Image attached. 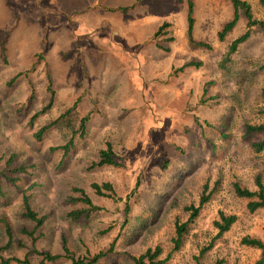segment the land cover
Segmentation results:
<instances>
[{"label": "rangeland", "instance_id": "1", "mask_svg": "<svg viewBox=\"0 0 264 264\" xmlns=\"http://www.w3.org/2000/svg\"><path fill=\"white\" fill-rule=\"evenodd\" d=\"M191 1L193 40L209 49L188 44L187 0H0V170L11 156L31 167L18 188L3 182L0 221L12 227L13 242L4 249L0 222V259L40 264L48 253L58 258L46 264H69L63 241L75 257L105 253L96 264H135L155 247L164 259L175 223L187 220L185 207H197L205 187L208 201L166 264L258 259L259 251L240 241L264 242V210L249 213L232 184L254 191L260 177L264 185V155L251 147L263 135L245 134L246 125L264 123V33L253 28L222 70L219 62L246 20L240 16L220 42L217 34L233 15L230 1ZM242 1L264 21L258 0ZM102 38L108 44L100 47ZM136 38L133 46L120 41ZM70 139L65 155L59 148ZM106 143L116 167L95 165ZM104 183L112 193L96 195L91 185ZM73 187L98 210L71 220L69 212L86 208L71 202L80 196ZM23 191L44 218L35 241L21 233L34 228L22 217ZM219 213L236 222L216 239Z\"/></svg>", "mask_w": 264, "mask_h": 264}, {"label": "trees", "instance_id": "2", "mask_svg": "<svg viewBox=\"0 0 264 264\" xmlns=\"http://www.w3.org/2000/svg\"><path fill=\"white\" fill-rule=\"evenodd\" d=\"M230 4L232 6L233 15L230 21L226 22L221 30L217 34V38L220 42H222L226 36L231 33V31L235 28L240 16H243L246 20V30L244 33L236 37L228 46V49L226 53L224 54V57L219 62V67L223 70L226 68V65L231 62V57L233 54H235L239 48L240 45L247 42V40L251 36V30L257 29L260 32L264 33V21L258 20L253 17L252 10L250 5L242 0H229ZM259 4L264 7V0H258ZM186 22H187V29H186V37L188 44L191 48H205L209 49L210 47L207 44L201 43V42H195L193 40V26H194V19H193V3L191 0H187L186 2ZM167 24H164L163 26H166ZM162 26V27H163ZM161 27V28H162ZM159 29V31L161 30ZM158 31V32H159ZM157 35V33H156ZM158 36V35H157ZM171 39L165 40V42L169 41ZM158 48L163 49V46H160L159 44L156 45ZM164 51H167L166 48L163 49ZM186 66H191V64H186ZM183 68V67H182ZM262 69H264V65L262 66ZM50 86V85H49ZM50 88V87H48ZM262 94L264 95V88L262 90ZM53 100V99H52ZM52 100L49 101L48 105L41 110L40 113H43L45 110H47L51 104ZM71 110V111H70ZM67 114H71L72 109H70ZM39 112L36 113L30 121V126H32V121L40 114ZM48 127H42L37 133H35V138L39 140L41 138V135L44 131L47 130ZM85 128V120L82 119L80 121L79 125V132L81 135L84 133ZM245 134L246 136L250 135H263V138L260 140L254 141L251 144L252 150L256 154H263L264 155V123L261 124H255V125H246L245 126ZM72 146V139H70L64 146L60 147L63 151V153L66 155L70 151V148ZM113 152L111 145L109 143L105 144V149L101 150L99 152V161L95 164L96 166H118L116 162L113 159ZM14 157L11 156L9 159H7L4 163L3 169L0 170V196L2 193V187L3 182L7 184L8 186L17 187L18 181L26 175L31 167L27 163L23 164H14ZM255 186L256 190L250 191L246 188H242L238 183L232 184V190L236 197L240 199L248 200V203L246 205V208L249 213H254L257 210L263 209L264 210V185L260 181V177H256L255 179ZM18 188V187H17ZM91 188L95 191L96 195L104 196L102 191H107L112 193V187L108 183H104L101 186L97 184H92ZM207 188H204L203 195L201 196L199 200V205L197 207L191 205L189 207H185V211L188 213V218L183 223H175V232L174 237L171 240V243L173 245L172 250L169 252V254L164 259H159L160 255L162 254V251L159 247H155L153 250L148 249L145 251V253L138 258L133 259L135 264H166L168 260L171 258L172 253L179 250V248L182 246L184 236L187 234L189 230V225L198 217L199 210L203 204H205L209 197L205 194V190ZM73 193H79L80 196L76 199H71V202H79L83 206H86L85 209L80 210H74L68 213V217L71 220H78L81 217L87 216L88 214L95 212L98 210L97 207H95L91 200L88 198V196L79 188L73 187L72 188ZM21 201H22V217L23 219L27 220L28 222L34 224L33 231H27L25 229L21 230V233L24 235H27L32 240L35 241L34 233L36 230L42 226L43 224V217H39L30 207L29 203V196L27 195L26 191L21 192ZM128 209H125V214H127ZM3 225V229L5 231V235L7 237L6 244L4 246V249H9L12 246L13 242V231L10 224L5 220L2 219L0 221ZM236 222V217L234 215H225L223 213H219L218 220H215L213 222V227L217 231L216 233V239L220 238L224 233L228 232L231 228V226ZM241 245L256 249L259 251V257L254 262V264H264V242L257 238L252 237H243L240 241ZM113 245H111L110 250ZM62 250L64 252L65 259L69 260V264H96L98 260L104 256L105 253H98L97 255H94L92 257H89V259H85L83 257H75L73 253H71L63 241V247ZM204 249L200 252V255L204 253ZM42 260L40 264H46V262H52L53 260H56L57 256H51L48 253H42ZM18 264H31L26 258L22 261L15 260ZM1 264H8V261H5L3 259H0ZM216 264H220V262H216Z\"/></svg>", "mask_w": 264, "mask_h": 264}, {"label": "crops", "instance_id": "3", "mask_svg": "<svg viewBox=\"0 0 264 264\" xmlns=\"http://www.w3.org/2000/svg\"><path fill=\"white\" fill-rule=\"evenodd\" d=\"M71 1V0H70ZM53 2V6H56V9H57V11H59L60 10V4H58V3H56V2H54V1H52ZM55 3V4H54ZM58 16L60 17V15L58 14ZM80 22H83V18L80 20ZM131 37V36H130ZM133 38V37H132ZM129 39V38H128ZM43 41V40H42ZM42 41L39 43V51H40V49H41V44H42ZM122 43V45H130V46H133V45H137L134 41H136V42H138V44H139V42H140V40L138 39V38H136V39H131V43L127 40V39H121L120 40ZM106 42V43H105ZM165 42V41H164ZM105 43V45L104 46H106L108 43H107V41H106V39L104 40L103 38L100 40V43H99V46L100 47H103L102 45ZM156 46V45H155ZM164 49V48H163ZM163 49H161L162 51H164Z\"/></svg>", "mask_w": 264, "mask_h": 264}]
</instances>
